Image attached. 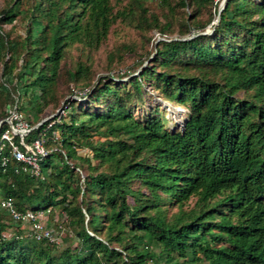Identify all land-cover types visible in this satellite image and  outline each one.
Here are the masks:
<instances>
[{
	"label": "trees",
	"instance_id": "16d2710c",
	"mask_svg": "<svg viewBox=\"0 0 264 264\" xmlns=\"http://www.w3.org/2000/svg\"><path fill=\"white\" fill-rule=\"evenodd\" d=\"M148 1L116 13L112 0H11L2 11L1 24L26 21L20 39L0 26L3 112L17 105L33 126L62 80L92 87L90 66L63 69L70 48L99 50L118 20L164 39L140 77L101 79L87 106L71 102L30 133L27 143L45 135L57 148L40 177L9 149L0 155V200L21 212L62 208L78 240L57 256L48 241L4 238L0 212V264H264V0H227L204 35L199 19L214 0H154L169 10L161 16ZM176 7L191 12L179 31L197 29L190 39H167ZM146 84L187 109L184 130H169L159 109L137 116Z\"/></svg>",
	"mask_w": 264,
	"mask_h": 264
},
{
	"label": "rangeland",
	"instance_id": "374dc122",
	"mask_svg": "<svg viewBox=\"0 0 264 264\" xmlns=\"http://www.w3.org/2000/svg\"><path fill=\"white\" fill-rule=\"evenodd\" d=\"M217 1L216 7H214L215 5L212 6L209 9V12H206V14L199 19L201 24L206 25L205 31L201 33H212L217 13L225 0ZM112 3L114 6V12L117 13L127 9L126 7L130 4V0H112ZM176 3L177 0H174V6ZM10 4L11 0H0V19L2 18V11L9 7ZM145 6L149 8L150 13H154L158 16L167 12L169 13V10L167 9L163 11L154 0H149ZM176 11V14L173 15V19L171 17L172 14L170 13V18L173 21V29L172 33L167 36V39L184 40L198 34V30L192 28L189 35L180 36L179 31L182 29L180 22L186 18V14L191 12L187 8L182 9L177 7ZM25 22L26 21L24 20H18L14 25L0 23V26L4 33L10 34L12 39H20L25 37ZM162 39L164 38L159 36L155 31H139L135 28V24L131 23L130 20H118V22L112 27L108 39L99 50H89L88 48L79 45L70 48L68 50L66 61L63 63V69H73L78 63L90 66L93 71L92 87L84 88L81 84L75 86L73 83L67 86V82L62 80L59 85L57 102L44 110L39 123L46 120H52L57 116L66 115L64 114L66 112V107L71 102L77 103L78 107L81 108L87 106L86 103L88 97L86 94L94 89L101 79L110 77L118 83H124L128 82L132 77H140L143 71L152 65L151 63L156 54V47ZM21 64L22 63L20 62L19 65ZM2 71L3 66L0 64V84L2 83ZM144 90V101L137 105V116L148 115L152 110L159 109L161 114L167 119V128L171 131H180L182 122L187 119V109L164 101L150 84H146ZM70 91L73 92L70 93ZM22 101H26V99L23 97ZM4 103V99L0 98V122L6 119V115H4L3 112ZM171 108L178 110L181 109L183 111V115H181L182 117L179 116L176 119L175 115L170 111ZM23 113L27 120L28 118L31 120L28 111H23ZM58 138L59 135L57 134V139ZM95 140L104 141L105 138L95 137ZM50 150L57 151V148L54 149L51 147ZM79 155L82 157L92 156L88 150H79ZM42 212L45 213L43 224L53 230L55 238L57 239L56 244L58 249L54 254L58 256L62 250L68 247H77L78 240L76 234L74 229L69 226L62 208L48 209ZM4 221L8 224L3 232V235H5L7 239H11L16 235H20L24 238L30 231L29 226L14 223L8 215H6ZM60 225L63 230L59 229ZM149 264L153 263L149 262Z\"/></svg>",
	"mask_w": 264,
	"mask_h": 264
},
{
	"label": "built area",
	"instance_id": "2783aa9c",
	"mask_svg": "<svg viewBox=\"0 0 264 264\" xmlns=\"http://www.w3.org/2000/svg\"><path fill=\"white\" fill-rule=\"evenodd\" d=\"M215 1V5L217 4ZM7 117L4 119V125L8 128L4 133L0 135V155L4 150L9 149L12 158L22 163L25 166V170H29L35 177L41 176L40 162L47 158L52 151L47 148V138L43 137L34 140L31 143H27L26 139L30 133L49 120L43 121L36 126H33L24 116V113L20 111L17 105L7 106ZM55 122L48 124L45 132L52 129ZM54 140L57 138V134L53 135ZM8 158H3V165H6ZM0 212H5L11 220L16 224H22L29 226V232L26 237L33 238L36 241H48L52 244H56L57 239L53 230L43 224L45 213L35 212L28 210L26 212L18 211L14 205L12 199L0 200ZM60 230H63L62 226H59ZM6 238L5 235H3Z\"/></svg>",
	"mask_w": 264,
	"mask_h": 264
},
{
	"label": "water",
	"instance_id": "95a60500",
	"mask_svg": "<svg viewBox=\"0 0 264 264\" xmlns=\"http://www.w3.org/2000/svg\"><path fill=\"white\" fill-rule=\"evenodd\" d=\"M226 1H227V0H225V1L223 2L221 8H220L219 11H218L217 18H216V21H215V26L219 23L220 16H221V13H222V11H223V9H224V7H225ZM202 34L204 35V34H207V33H202ZM186 39H190V38H186ZM177 40H178V39H177ZM184 40H185V39H184ZM186 122H187L186 120H184V121L182 122V130H184V127H185V125H186ZM3 125H4V121L0 122V131H1V128L3 127Z\"/></svg>",
	"mask_w": 264,
	"mask_h": 264
},
{
	"label": "bare ground",
	"instance_id": "6f19581e",
	"mask_svg": "<svg viewBox=\"0 0 264 264\" xmlns=\"http://www.w3.org/2000/svg\"><path fill=\"white\" fill-rule=\"evenodd\" d=\"M170 111L175 115V118L177 119L179 116L183 115V111L180 109L171 108ZM182 117V116H181Z\"/></svg>",
	"mask_w": 264,
	"mask_h": 264
}]
</instances>
